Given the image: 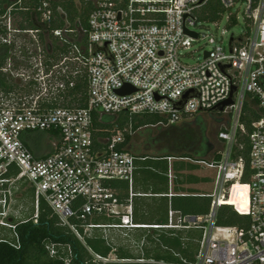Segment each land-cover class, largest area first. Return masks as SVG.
I'll return each mask as SVG.
<instances>
[{
  "label": "built area",
  "instance_id": "built-area-1",
  "mask_svg": "<svg viewBox=\"0 0 264 264\" xmlns=\"http://www.w3.org/2000/svg\"><path fill=\"white\" fill-rule=\"evenodd\" d=\"M87 2L91 6L87 30L71 29L64 11H55L48 0L39 7L41 24L50 26L58 15L64 17V29L52 32L60 45L77 43L73 54L57 61L53 48L43 46L40 30L23 31L9 23L8 36L0 38L20 50L2 70L20 90L10 95L0 92V228L16 231L12 205L18 184L25 182L34 190L37 210L45 201L85 246L83 236L95 231L114 245L108 257L92 254L94 263L144 262L118 258L109 231L127 236L140 229H202L195 261L182 259L183 264H264V0ZM201 18L218 29L223 22L232 28L242 20L243 30L232 33L225 44L226 31L218 37L198 30ZM24 38H28L26 58L24 47L17 49ZM199 41H206L208 48L201 61L191 65L187 51ZM83 74L86 107L67 105L65 95ZM126 86L135 93L119 95ZM234 88V104L221 112L231 116L230 126L219 134L225 145L222 159L208 164L217 170L209 215L190 217L170 210L166 226L137 224L132 192L137 159L124 146L131 127L122 131L116 126L109 136L98 138L95 115H157L176 125L212 113L231 98ZM189 91L195 96L177 110L175 105ZM38 135L52 146L51 152L40 154L34 149L31 141ZM245 138L247 143H240L238 153V141ZM115 182L129 184L127 203L113 188ZM225 205L234 206L244 219L239 225H218V213ZM100 218L113 222L94 223ZM48 249L56 255L55 246Z\"/></svg>",
  "mask_w": 264,
  "mask_h": 264
},
{
  "label": "trees",
  "instance_id": "trees-1",
  "mask_svg": "<svg viewBox=\"0 0 264 264\" xmlns=\"http://www.w3.org/2000/svg\"><path fill=\"white\" fill-rule=\"evenodd\" d=\"M44 0H0V38L8 36L5 20L21 18L15 29L23 31L40 30V38H49V48H53L54 60L61 56L73 54L74 45L70 43L60 45V41L52 32L65 27L64 17L57 16V20L48 26L41 24L39 7ZM53 3L54 10L61 8L71 29H88V18L91 6L87 0H62ZM57 15V14H56ZM53 38V39H52ZM87 38H83L86 44ZM27 44V42H26ZM14 47L0 41V92L5 95L18 93V85L11 79L9 73L2 70L13 56ZM26 58V48L22 49ZM22 92H25L22 90ZM87 80L83 74L76 80V88L65 95L64 103L86 107ZM66 105V104H65ZM214 118L213 114H209ZM97 137L109 136L115 127L125 131L130 129L132 134L126 133V143L129 152L135 156L137 170L134 176L132 192H136V178L158 183L169 184V175L173 177V194L169 199L164 193L159 199L154 197L148 203L135 196L133 199L135 222L146 226L168 225L170 210L180 212L183 216L199 217L210 213L212 193L217 177V170L208 164L220 163L221 151L209 137V124L204 114L192 119L186 118L179 124L170 125L163 117L157 115L136 116L130 118L122 115L119 118L109 115H95ZM216 119V118H214ZM221 123V120L217 119ZM250 129V124L245 122ZM108 130V132H105ZM43 137V135H38ZM37 136V137H38ZM247 143L246 138L238 141L236 151L239 153L240 143ZM246 148H248L246 146ZM248 157V150L243 152ZM171 159V162H169ZM156 171V172H155ZM179 189H178V188ZM113 188L119 193L123 203L130 197V187L127 182H115ZM37 216V217H36ZM104 225L113 221L106 218ZM234 206L225 205L218 213L219 226H235L243 221ZM95 223V222H94ZM100 224V223H96ZM138 232H151L146 243L152 244L153 250H145L143 255H135L124 247L117 248L116 255L120 259L143 260L142 263L132 264H183L182 259L193 263L199 253L200 243L204 231L202 229L167 230L140 229ZM83 233V231L81 232ZM195 234V235H194ZM143 237V235H142ZM86 246L63 226L45 201H41L34 216L26 221L16 222V231L12 236L0 232V264H97L92 254L108 257L113 251V244H108L101 231H95L91 236H83ZM55 246L56 255L52 256L48 247Z\"/></svg>",
  "mask_w": 264,
  "mask_h": 264
},
{
  "label": "rangeland",
  "instance_id": "rangeland-1",
  "mask_svg": "<svg viewBox=\"0 0 264 264\" xmlns=\"http://www.w3.org/2000/svg\"><path fill=\"white\" fill-rule=\"evenodd\" d=\"M212 9H210L209 11H211ZM21 21L20 17H16L15 19L11 20H5L4 23L8 24L11 23L12 26L14 27L13 24H18ZM200 22H202L203 24L198 27V30L201 33L204 34H213L215 36L221 37L223 31H226V34L224 35V42L225 44H227V42L230 39V36L232 33H235L236 35H239L242 30H243V21L240 20V24L232 27V28H228L226 27V23L223 22L220 24L219 29L215 28L211 23L206 22V19H200ZM20 38V37H19ZM22 38V37H21ZM53 39V38H52ZM22 42H19V46H17V49H19L21 46H23L24 48L27 47V40L28 38H24L22 39ZM22 43V44H21ZM51 40L49 38H44V43L43 46L45 47L46 44L50 45ZM60 43V42H59ZM207 42L206 41H199L197 43H194L192 48L187 51V62L191 65H194L196 63H198L199 61H201L202 57H203V53L202 51L204 49H207ZM20 50H14L13 51V55H19ZM16 58V56H15ZM24 63V61H23ZM8 64V63H7ZM7 67V65L5 66ZM209 114H213L214 118H211L209 116ZM208 124H209V137L211 139V141L216 145V148L219 151H223L225 148V145L219 140V134L221 133V130L225 127H229L231 122V116L227 117L226 115H224L223 113H205L204 114ZM194 117L188 118V119H192ZM217 119L221 120V123L217 122ZM42 139V137H41ZM40 138L38 139L39 144L41 142H43ZM47 141L44 140V145L42 144L41 146L43 147V149L45 150V152H51L52 151V146H49L47 143ZM28 187V184L25 182H20L18 184V190L16 191L15 194V198H14V203L12 205V210H17L18 211V221H24L28 218V216H34V214L36 213V198H35V193L34 190L30 187ZM16 208V209H15ZM95 223H100L103 224L104 221L102 220H98V221H94ZM0 232L5 233V235H13V231H10L6 228H0ZM95 233V232H94ZM151 232H138V231H133V232H129L128 235L126 236L123 232H116V231H109L108 235L114 240V244H116V246L118 248L120 247H124L127 250L131 251L132 253H134L135 255H143L145 254V250H149L152 251L154 247H152V244H148L146 243L148 241V237L146 238L144 235H150ZM143 235V237H142ZM195 235V234H194ZM143 241L144 246L141 248V242Z\"/></svg>",
  "mask_w": 264,
  "mask_h": 264
},
{
  "label": "crops",
  "instance_id": "crops-1",
  "mask_svg": "<svg viewBox=\"0 0 264 264\" xmlns=\"http://www.w3.org/2000/svg\"><path fill=\"white\" fill-rule=\"evenodd\" d=\"M39 138L41 139V137L38 136L35 140L31 141V144L34 147V149H36L38 151V153L42 154V153H45V150L41 146L42 144L44 145V143H43L44 137H42L41 140L43 142H41L40 144L38 142ZM46 153H49V152H46ZM169 162H171V159H169ZM135 186H136V191H135L136 193L135 194L133 193V194L138 198V200L143 199L142 203H148L149 200L152 199L153 197L155 199H159L163 196V195H153L154 192L164 193L166 195V197H168L170 199L172 197V194H173V177L171 175H169V184L167 185V184L158 183L155 179H152L151 181H147L145 179H141V177L138 176V178H136V185ZM18 215L19 214H18L17 210H15V211L12 210L11 221L14 224H16V222H18V220H19L18 218H20V217H18ZM32 217L33 216H28V218L26 220H28ZM26 220H24V221H26ZM13 234H14V232H13Z\"/></svg>",
  "mask_w": 264,
  "mask_h": 264
},
{
  "label": "water",
  "instance_id": "water-1",
  "mask_svg": "<svg viewBox=\"0 0 264 264\" xmlns=\"http://www.w3.org/2000/svg\"><path fill=\"white\" fill-rule=\"evenodd\" d=\"M186 34L192 36L193 38H197V34L196 33H193V32H189L187 30H185ZM234 42V38L232 37L231 39V49H232V44ZM99 50V48H96V51L95 53ZM131 93H135V89L129 87V86H126L124 87L123 89L119 90L118 91V94L119 95H128V94H131ZM236 93V88H234V91L232 93V96L229 100H227L226 102L222 103L221 105L217 106L216 108H214L212 110V113H221L225 110L226 107L228 106H231L234 104V101H233V95ZM195 91H189L186 93V95L183 97L182 101H180L179 103H177L175 105V108L177 110H183L186 103L188 102V100H190L191 98H193L195 96Z\"/></svg>",
  "mask_w": 264,
  "mask_h": 264
}]
</instances>
